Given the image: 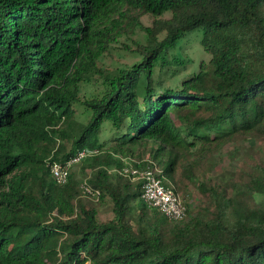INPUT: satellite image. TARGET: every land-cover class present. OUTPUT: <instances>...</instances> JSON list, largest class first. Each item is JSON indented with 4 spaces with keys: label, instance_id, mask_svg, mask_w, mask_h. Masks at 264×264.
Returning a JSON list of instances; mask_svg holds the SVG:
<instances>
[{
    "label": "trees",
    "instance_id": "obj_1",
    "mask_svg": "<svg viewBox=\"0 0 264 264\" xmlns=\"http://www.w3.org/2000/svg\"><path fill=\"white\" fill-rule=\"evenodd\" d=\"M138 32L137 62L97 66ZM193 33L209 60L181 75ZM239 138H264V0H0V264H264V164L229 196L198 182L210 204L179 222L121 174L143 155L178 193ZM78 150L86 178L57 184L48 164Z\"/></svg>",
    "mask_w": 264,
    "mask_h": 264
},
{
    "label": "rangeland",
    "instance_id": "obj_2",
    "mask_svg": "<svg viewBox=\"0 0 264 264\" xmlns=\"http://www.w3.org/2000/svg\"><path fill=\"white\" fill-rule=\"evenodd\" d=\"M167 17V16H166ZM145 26H150L153 18L144 16L141 19ZM201 34L193 33L187 35L178 41L177 49L170 53L172 56H179L186 62L185 69L182 70L181 75H188L198 70L200 63H205L209 60V56L203 51L200 44ZM136 40L144 42V35L140 32L132 37H122L119 41L113 43L108 48V51L98 60V67L101 69L112 70L117 67H129L139 60V56L134 53L136 48ZM97 75L92 77L88 85L83 86V91L89 90L97 91L100 89ZM76 109L77 123L86 122L84 109L80 106H74ZM83 113V114H82ZM142 156L132 158L128 162V166L136 164L141 161ZM264 164V138H239L235 141L226 144L221 151L208 158L202 165L201 170L197 173L195 181H188L181 175V171L176 173V184H173L180 197L186 202L188 206V213H196L204 206L210 204L208 195L201 193L198 187V182L205 183L207 187L216 188L218 191L225 190L226 195H231L232 189L237 184L248 179L257 166ZM81 163L75 165L71 174L77 179L83 181L86 178L80 171ZM166 180V179H165ZM132 189L136 188L135 183H130ZM83 202L87 205H96L98 212V219L101 222L109 221L113 218L110 204L105 202L97 206L82 197ZM138 205L145 206L144 202L139 198ZM89 264V263H87Z\"/></svg>",
    "mask_w": 264,
    "mask_h": 264
},
{
    "label": "built area",
    "instance_id": "obj_3",
    "mask_svg": "<svg viewBox=\"0 0 264 264\" xmlns=\"http://www.w3.org/2000/svg\"><path fill=\"white\" fill-rule=\"evenodd\" d=\"M93 154V151L78 150L62 163L51 161L48 168L52 178L57 184L65 185L69 178L70 168ZM121 174L130 179L132 183L139 184L141 200L166 219L179 222L188 216L189 210L186 202L172 187L165 185L164 179L160 176L161 170L151 161H138L135 166H126L121 170ZM81 189L86 197L97 200L100 195L99 190L92 189L85 183L82 184Z\"/></svg>",
    "mask_w": 264,
    "mask_h": 264
}]
</instances>
